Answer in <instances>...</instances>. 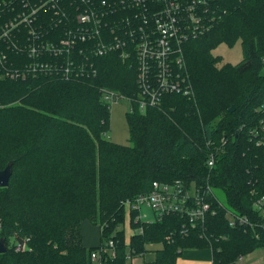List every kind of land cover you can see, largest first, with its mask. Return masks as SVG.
Listing matches in <instances>:
<instances>
[{"label": "trees", "instance_id": "obj_1", "mask_svg": "<svg viewBox=\"0 0 264 264\" xmlns=\"http://www.w3.org/2000/svg\"><path fill=\"white\" fill-rule=\"evenodd\" d=\"M204 1V11H196L203 14V31L181 41L172 55L185 65L192 96L164 94L159 106L144 111L133 104L125 114L129 145L106 139L111 105L103 95L137 97L138 60L130 45V57L123 58L121 50L95 57L83 43L58 61L66 67L77 59L83 73L12 78L10 71L31 63L29 27L14 37L15 48L0 44L6 57L0 67V171L9 163L12 169L8 186L0 187V240L6 248L0 264H131L149 244L161 245L153 264H175L184 249L209 244L214 264H236L264 248V219L251 201V191L264 193V151L248 135L264 102V0ZM3 3L0 25L13 17L12 7L21 11V0ZM51 16L42 13L30 27L41 33L44 22L51 36ZM112 21L103 31L104 42L111 44ZM237 42L241 61L221 65L212 51ZM41 59L55 61L48 54ZM212 148L222 151L210 170ZM175 181L200 188L208 182L223 194L227 208L252 225L229 227L218 207L194 228L176 214L135 223L131 211L129 227H140L141 233L127 237L124 202L151 192L153 182ZM84 221L99 228L98 246H84Z\"/></svg>", "mask_w": 264, "mask_h": 264}, {"label": "built area", "instance_id": "obj_2", "mask_svg": "<svg viewBox=\"0 0 264 264\" xmlns=\"http://www.w3.org/2000/svg\"><path fill=\"white\" fill-rule=\"evenodd\" d=\"M194 3L195 0H21V11L18 12L12 7L8 11L13 13V17L0 25V44L9 43V46L15 48L14 37L19 32L24 34V27H29L28 32L32 40L27 54L31 63L19 71H10L12 78H24L36 72L56 71L55 73L64 77L79 71L83 73L85 68L78 67L77 59L67 62L66 67H63L64 63L58 64L59 59L74 52L79 48L78 45L83 43L85 52L95 57L113 50H121L120 55L123 58L130 57V45L132 57L138 60L137 97L127 98L107 91L103 100L111 105L124 99L129 102L130 111L133 104L144 111L147 107L159 106L164 94L180 93L187 97L191 95L185 76V65L180 56L172 55L181 41L199 35L204 29L203 14L196 11H204L205 1L197 0L195 5ZM42 13L52 15L49 20L50 30L53 31L51 36L44 22L45 30L41 33L30 27ZM182 13H185V16ZM116 14L121 17L118 18L120 21H112ZM109 21L115 22L111 29L113 44L104 42L103 31ZM173 41L175 42L172 47ZM45 54L53 57L55 61H43L41 57ZM5 59V55L0 51L1 68ZM258 109L259 118L248 127V135L253 138L254 144L264 151V102ZM225 142L226 140L222 139L220 145L224 146ZM219 149L212 148L213 151L208 155L206 164L210 170L222 151ZM152 186L148 194L126 200L123 204L127 214L131 211L134 214L135 223H150L166 215L176 214L187 217L190 228H194L202 225L208 215H215L218 207L225 211L229 227L246 230L252 225L246 215L238 214L223 205L208 182L201 188L194 185L187 187L180 181L171 184L153 182ZM251 193L252 205L264 219V193L259 195L257 190ZM143 206L152 211V220H147ZM137 231L133 230L134 233H141ZM187 232L188 230H182V233ZM112 245V241H109V246ZM209 246L211 247L210 244ZM97 257L95 253L91 254L93 261H96Z\"/></svg>", "mask_w": 264, "mask_h": 264}, {"label": "rangeland", "instance_id": "obj_3", "mask_svg": "<svg viewBox=\"0 0 264 264\" xmlns=\"http://www.w3.org/2000/svg\"><path fill=\"white\" fill-rule=\"evenodd\" d=\"M213 55L221 57V65L224 63H231V64H237L238 62L241 61L242 59V50H241V45L239 42H237L233 47H228L225 44H220L217 46L213 51ZM129 110V102L127 100L121 99L117 101L116 103L111 104L110 106V128L107 134L105 135L106 139L110 140L111 142L119 145H129V132L125 120V114ZM214 192L219 199V201L223 204L226 205L224 201V196L223 194L214 189ZM143 213L147 214V220H152L153 219V213L150 209L146 207H142ZM126 214V219H125V233L126 236L129 237L131 233L133 232V228L129 227V219L131 217L130 213ZM86 222V221H84ZM83 222V223H84ZM90 223L89 221H87ZM94 229L97 228L95 225L90 223ZM85 225V223L83 224ZM137 232H139L141 229L140 227H137ZM100 231V230H99ZM211 248L212 247H208ZM258 253H261V255L264 257V248H260ZM246 262V258H244L243 264Z\"/></svg>", "mask_w": 264, "mask_h": 264}, {"label": "crops", "instance_id": "obj_4", "mask_svg": "<svg viewBox=\"0 0 264 264\" xmlns=\"http://www.w3.org/2000/svg\"><path fill=\"white\" fill-rule=\"evenodd\" d=\"M85 223V225H83ZM81 224L82 242L86 247L98 246L100 244V231L87 221ZM161 248L160 244L146 245L147 251L143 256L131 259V264H153L156 256V251ZM260 248L244 255L236 264H264V257L258 253ZM213 250L211 248H186L184 249L175 264H214Z\"/></svg>", "mask_w": 264, "mask_h": 264}, {"label": "water", "instance_id": "obj_5", "mask_svg": "<svg viewBox=\"0 0 264 264\" xmlns=\"http://www.w3.org/2000/svg\"><path fill=\"white\" fill-rule=\"evenodd\" d=\"M234 107H230L229 112H232ZM12 174L11 163H9L3 170L0 171V187H7L9 178ZM6 251L4 240H0V253Z\"/></svg>", "mask_w": 264, "mask_h": 264}]
</instances>
